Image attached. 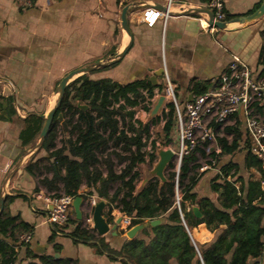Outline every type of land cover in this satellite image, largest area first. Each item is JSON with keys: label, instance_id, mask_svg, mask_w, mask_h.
<instances>
[{"label": "crops", "instance_id": "0c3cea01", "mask_svg": "<svg viewBox=\"0 0 264 264\" xmlns=\"http://www.w3.org/2000/svg\"><path fill=\"white\" fill-rule=\"evenodd\" d=\"M149 1L154 6L148 9L166 12V16H159L148 25L141 18L142 11L147 8H131L127 14L132 35L129 49L116 63L91 71L89 78H110L127 83L148 80L154 71L162 68L175 86L177 101L183 105L195 94L189 90L192 82H206L208 89L225 70L233 54L239 56L254 75L264 72L263 53L260 52L264 45L261 34L264 15L237 27L207 31L202 23L210 13L198 0H171L169 4L168 0ZM261 2L224 0L225 15L233 16L225 21L245 20L249 15L246 12ZM121 8L117 0H0V95H12L16 110L11 120H0V200L4 196L5 201L6 195H18L8 202L7 208L11 214H19V220L33 226L30 240L15 246L22 264L38 261V255L70 258L74 264H118L89 244L73 243L65 234L72 224L66 223L61 229L63 232L55 230L50 237L52 225L45 221L46 205L35 197L43 187L34 191L35 178L24 170L31 154L37 151L34 159H38L46 156V152L43 148L21 147L18 134L21 118L30 113L42 117L49 114L51 109L40 111L39 105L51 101L48 93L53 86L58 87L64 75L93 62L105 61L126 46L129 37L120 24ZM163 71L157 76L156 86L165 83ZM63 136L65 133L59 135ZM238 147L242 155L239 160H232L242 165L246 151L240 143ZM18 163L19 167L13 172ZM216 171L217 168L209 166L200 172L193 188L198 196H208L215 201L209 180ZM250 173L254 180L259 177V170L250 168ZM43 174L50 177V173ZM86 189V185L81 184L78 192ZM92 193L90 197L97 199L93 189ZM22 194L26 199L19 196ZM84 202L87 203L88 198L83 199L81 206ZM186 205L188 207V203ZM103 213L106 214V206ZM259 215L260 211L255 208H244L237 214L243 223L244 238L253 247H264V217L259 221ZM227 222L224 217L213 218L208 224L201 222L189 229V237L197 248L213 240L215 233ZM123 228L119 224L115 233L104 234L105 241L115 250L128 239ZM171 264L176 262L173 260ZM258 264H264V253Z\"/></svg>", "mask_w": 264, "mask_h": 264}, {"label": "trees", "instance_id": "16d2710c", "mask_svg": "<svg viewBox=\"0 0 264 264\" xmlns=\"http://www.w3.org/2000/svg\"><path fill=\"white\" fill-rule=\"evenodd\" d=\"M198 1L204 5L208 2ZM259 5L246 13H253ZM232 17L225 15V20ZM261 34L264 37V24ZM260 52L263 53L264 63V45ZM156 87L160 90L163 85L153 86L147 79L127 83L110 78L91 79L87 73L70 80L36 149L43 148L46 156L34 159V154H31L24 165V170L35 178L33 190L38 191L41 186L55 196L63 193L87 199L93 194V189L99 198L106 200L108 209L129 203L131 220L128 228L143 221L160 219L159 223L143 228L139 237L125 239L121 248L115 250L105 241L104 235L100 236L93 227L83 223L81 218L76 219L74 212L70 211L67 224H72V228L65 234L73 243L89 244L118 264H171L173 260L176 264H258L264 247H253L246 242L242 232L243 223L237 214L244 208H255L260 211L259 221L264 217L262 191L258 180L252 179L250 173V168L260 169L259 160L245 152L242 165L232 159L221 161L222 156H231L240 150L238 139L242 129L235 126L225 128L226 133H233L230 142L223 136L217 137L220 151L212 152L215 163L211 165L217 171L209 180L215 201L208 196H198L193 191L201 175L198 173L200 165L195 151L181 157L177 171L169 169L173 165L168 164L164 181L152 176L136 187L133 169L145 162L146 157L148 162H154L157 155L155 139L150 141L151 151L145 149L146 140L150 137L149 124L155 118L142 123L134 119V113L137 107L149 110L145 100L153 95ZM206 88V82L193 81L189 90L199 94ZM119 99L124 104L113 106ZM77 103L85 104L86 108L78 107ZM126 106L131 109H125ZM167 107L168 111L163 114L165 122L161 145L170 142V134L176 124L174 104L169 102ZM59 114L67 129H64ZM14 115L13 96L0 95V120H11ZM135 122L138 127L134 125ZM21 123L18 134L21 147L34 146L44 118L38 113H30L21 118ZM61 133H65V136L59 137ZM142 135H145V141ZM116 166H120L119 171ZM43 173H50V177ZM115 182H119L120 186L109 194L110 186ZM83 183L87 189L78 193ZM19 196L26 199L23 194ZM14 197L18 195H6L0 211V264H22L18 261L15 246H21L24 242L19 240L18 235L32 233L33 230L31 224L19 220V214L9 212L7 204ZM193 205L198 207L201 217L194 216L191 211ZM221 217L228 219L226 226L215 233L213 240L196 248L189 237V229ZM63 227L52 225L50 237L54 236L55 230L63 232ZM37 257L38 261L27 264H74L70 258L50 255Z\"/></svg>", "mask_w": 264, "mask_h": 264}, {"label": "built area", "instance_id": "2783aa9c", "mask_svg": "<svg viewBox=\"0 0 264 264\" xmlns=\"http://www.w3.org/2000/svg\"><path fill=\"white\" fill-rule=\"evenodd\" d=\"M170 1L168 0V4ZM117 2L120 7H123L129 0H117ZM205 7L210 11V15L203 20L202 28L204 30L217 29L218 27L213 25L215 21L228 23L225 21L224 0H208ZM159 16L165 17L166 12L147 8L141 13L142 20L148 25H152ZM163 72L165 80L163 88L160 90L157 87L154 88L153 95L150 98L146 97L145 100L146 105L150 108L158 95L164 96L160 110L154 117L155 121L149 124L150 137L146 140L145 135H142V140L147 141L145 149L151 151L150 141L155 139L157 155L161 144L157 138H152L151 131L156 125L163 127L165 122L163 114L168 111L167 103L169 102H172L175 108L178 159L180 161L183 155L195 151L200 171L215 163L212 152L220 151L217 137L223 136L230 142L233 133H226L225 128L235 126L236 129H242V136L239 140L240 147L259 160V177L256 180H258L262 191L261 198L264 199V72L254 75L246 63L239 56L233 54L219 78L202 93L192 95L183 105L177 101L174 92L175 86L166 70L164 69ZM142 92L145 94V91ZM119 104H124V101L119 99L113 106L117 107ZM125 109H131V107L126 106ZM116 118L119 119L118 116ZM134 125L138 127L136 122ZM35 197L41 199L46 205L45 221L47 223L57 226L66 223L74 197L63 193L58 196L47 192L43 194L41 190L35 194ZM95 202L96 199L89 196L87 203L91 209ZM49 204L52 205L51 209L48 208ZM130 209L129 203L111 209L106 206L108 222L112 224L119 217L120 221L117 225L122 224L125 229H128L131 220ZM18 238L27 243L31 238V233L23 232L18 235Z\"/></svg>", "mask_w": 264, "mask_h": 264}, {"label": "water", "instance_id": "95a60500", "mask_svg": "<svg viewBox=\"0 0 264 264\" xmlns=\"http://www.w3.org/2000/svg\"><path fill=\"white\" fill-rule=\"evenodd\" d=\"M153 4L154 3H152V1H149V0H138V1H131V2L127 3L126 5H124L120 11V24H121L122 28L126 31V33L128 34V37H129V40H128V43L126 44V46L121 51L114 53L111 58H109L105 61H96V62H93L91 64L85 65L79 69L69 71L66 75H64L61 78L59 85H58L57 99H56L54 105L52 106L49 114L47 116L43 117L44 123H43L42 130L40 132V135H39V141L33 147H29L30 150L36 149L40 146L43 135L45 133V130H46L47 126L49 125V122L51 121V118L53 117L54 113L56 112L58 105L60 104V101H61L63 91H64L66 84L77 73H79V74L88 73L90 71L106 67L108 65L114 64L117 61H119L122 58V56L125 54V52L129 49L131 42H132V35H131V32H130L129 27L127 25L128 11L131 8H133V9H144V8H147L150 6H154ZM158 8H162V7H158ZM163 10H165V8ZM209 13H210V11H209ZM262 15H264V0H262L259 8L256 11H254L253 13L249 14L246 17V19L243 21L234 22V23H229V22L225 23L222 21H215V22H213V25L218 27V28H224L227 26L237 27V26L244 24L247 21H250L251 19L258 18ZM211 23L212 22L210 21V24ZM162 71H163V69L159 68L158 70L154 71V73L152 75H150L148 77V80L150 81V83L153 86H156L158 84L157 76L160 73H162ZM163 101H164L163 95H158L155 98V100L151 104V107L148 110L149 117L152 118L157 114V112L159 111ZM77 106L82 108V109L86 108L85 104L77 103ZM58 117L60 118L61 115L59 114ZM62 124L65 125L64 122H62ZM158 156H159V158H158L156 165L154 166L153 172H154V175L156 177H158L161 181H164L165 175L163 174V170L165 169L166 166H168L169 161L174 156V152L171 149H165V150L160 149V150H158ZM19 165H20V163H18L16 165L13 172L19 167ZM82 201H83V197L79 196V195L75 196L72 199L71 207L73 209V212H74L76 219H80L82 217V213H81V209H80ZM3 202H4V196L0 200V211H1L2 206H3ZM105 206H106V200L105 199H99L98 201L95 202V204L92 208V213H91L92 227L96 230V232L99 235H104V234L108 233L109 231H112L113 233H115L116 226L120 221V218L118 217L110 225L107 218L103 214V210H104ZM48 208L51 209L52 205L49 204ZM191 211L193 212L194 216L201 217V212L199 211L197 206H195V205L191 206ZM159 222H160L159 219H151L148 221H143L141 223H138V224L133 225L130 228L126 229L125 235L129 239L132 237H137L138 235H140L143 228L147 227L148 225H155ZM188 234H189V231H188Z\"/></svg>", "mask_w": 264, "mask_h": 264}, {"label": "rangeland", "instance_id": "374dc122", "mask_svg": "<svg viewBox=\"0 0 264 264\" xmlns=\"http://www.w3.org/2000/svg\"><path fill=\"white\" fill-rule=\"evenodd\" d=\"M88 76L90 73H87ZM57 85L53 86V88L51 89V91L48 93V97L51 96V101H48V102H42L40 105H39V110L40 111H45V110H49L51 109V107L54 105L56 99H57V96H58V87H56ZM47 106V107H45ZM151 107V106H150ZM46 108V109H45ZM160 110V109H159ZM46 111V113H47ZM158 113V112H157ZM157 115V114H156ZM155 115V116H156ZM154 116V117H155ZM134 117L135 119L141 121L142 123H146L148 122L150 119H152L151 117H149V113L148 111H145L143 108L141 107H137L136 110H135V113H134ZM60 121L62 122V118L60 117ZM151 136L152 138H157L158 142L160 141V139H162L163 135H162V128L159 126V125H156L152 128V131H151ZM38 142V141H37ZM36 142V144H37ZM33 147V146H32ZM160 149H171L173 152H174V156L171 158V160L169 161L168 164H172L173 166L169 169L171 170H175L177 171L178 170V167L180 165V161L178 159V145H177V132H176V128L172 131V133L170 134V142L166 145H161L159 147L158 150ZM158 150H157V156H158ZM37 155V151L36 153L34 154V156ZM242 155V151H237L235 153H233L231 156H222L221 157V161H227L228 159H233V160H239V157ZM158 158L159 156L157 157V159L150 163L148 161H145V162H142V163H139L135 166V168L133 169V171L136 173V177L134 179L135 181V185L136 187H140L143 183H145L148 179H150L152 176H155L154 175V172H153V169H154V166L156 165L157 161H158ZM212 167V166H210ZM100 168L104 171V167L103 165L100 166ZM120 169V166H116V170L119 171ZM168 167L166 166L165 169L163 170V174L165 175L167 170H169ZM208 168L204 169L203 171L207 170ZM201 171L198 169V173H200ZM83 185H85V183H83ZM120 186L119 182H115L113 184H111L110 186V192L112 193L115 189H117L118 187ZM41 191L42 193H46V191L41 188ZM84 192V191H83ZM96 193V192H95ZM97 195V194H95ZM97 197V196H96ZM96 199V198H95ZM96 201H98V197L96 199ZM81 213H82V221L83 223L87 224V225H91L92 226V220H91V207L89 205V203H83V205L81 206ZM71 211V210H70ZM104 212V210H103ZM71 214V213H70ZM104 216L106 217V214L103 213ZM90 218V220H89ZM107 218V217H106ZM108 220V219H107ZM66 223H68V221H66ZM65 223V224H66ZM64 224V225H65ZM111 225V224H110ZM124 229V228H123ZM127 229V228H126ZM124 229V233H125V230Z\"/></svg>", "mask_w": 264, "mask_h": 264}, {"label": "bare ground", "instance_id": "6f19581e", "mask_svg": "<svg viewBox=\"0 0 264 264\" xmlns=\"http://www.w3.org/2000/svg\"><path fill=\"white\" fill-rule=\"evenodd\" d=\"M193 234V236H197L195 233H192Z\"/></svg>", "mask_w": 264, "mask_h": 264}]
</instances>
